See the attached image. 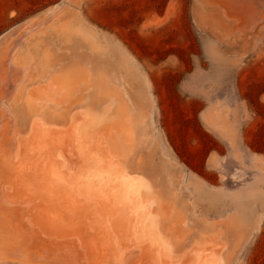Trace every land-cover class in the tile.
Wrapping results in <instances>:
<instances>
[{
    "label": "rangeland",
    "instance_id": "obj_1",
    "mask_svg": "<svg viewBox=\"0 0 264 264\" xmlns=\"http://www.w3.org/2000/svg\"><path fill=\"white\" fill-rule=\"evenodd\" d=\"M263 2L0 0L7 137L104 115L169 260L209 248L221 264H264V24L235 35L222 9Z\"/></svg>",
    "mask_w": 264,
    "mask_h": 264
},
{
    "label": "bare ground",
    "instance_id": "obj_2",
    "mask_svg": "<svg viewBox=\"0 0 264 264\" xmlns=\"http://www.w3.org/2000/svg\"><path fill=\"white\" fill-rule=\"evenodd\" d=\"M105 121L80 109L7 137L0 120V264H221L209 248L169 260L147 185L102 134Z\"/></svg>",
    "mask_w": 264,
    "mask_h": 264
},
{
    "label": "water",
    "instance_id": "obj_3",
    "mask_svg": "<svg viewBox=\"0 0 264 264\" xmlns=\"http://www.w3.org/2000/svg\"><path fill=\"white\" fill-rule=\"evenodd\" d=\"M225 17H230L234 21L233 31L235 35L244 34L247 32H255L259 27L264 24V2L257 8H251L249 12L240 14L239 12L235 14L228 7H222Z\"/></svg>",
    "mask_w": 264,
    "mask_h": 264
}]
</instances>
